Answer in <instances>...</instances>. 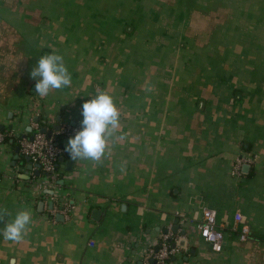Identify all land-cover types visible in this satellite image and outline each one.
Here are the masks:
<instances>
[{
	"label": "crops",
	"instance_id": "0c3cea01",
	"mask_svg": "<svg viewBox=\"0 0 264 264\" xmlns=\"http://www.w3.org/2000/svg\"><path fill=\"white\" fill-rule=\"evenodd\" d=\"M50 52L72 82L42 97L29 72ZM100 91L120 113L100 160L28 170L18 139L63 149ZM0 135V229L32 217L0 235V264H142L167 232L166 264H264V0H0ZM206 209L220 253L196 229Z\"/></svg>",
	"mask_w": 264,
	"mask_h": 264
},
{
	"label": "clouds",
	"instance_id": "9594fccd",
	"mask_svg": "<svg viewBox=\"0 0 264 264\" xmlns=\"http://www.w3.org/2000/svg\"><path fill=\"white\" fill-rule=\"evenodd\" d=\"M34 81V92L47 96L53 89H62L71 84L72 78L62 55L50 52L40 56L29 72ZM78 127L66 139L63 151L70 159L99 161L105 154L108 138L119 126L120 113L113 97L105 91L82 102ZM121 139L123 137H120ZM32 217L29 211L21 210L6 222L0 235L9 241H20Z\"/></svg>",
	"mask_w": 264,
	"mask_h": 264
},
{
	"label": "built area",
	"instance_id": "2783aa9c",
	"mask_svg": "<svg viewBox=\"0 0 264 264\" xmlns=\"http://www.w3.org/2000/svg\"><path fill=\"white\" fill-rule=\"evenodd\" d=\"M75 130L68 134L71 136ZM3 143V137L0 135V145ZM18 148L22 156L28 157L29 160L38 165L39 170L46 178H51L54 175L58 160L63 156L64 151L57 145L56 137L46 136L35 132L30 139H18ZM248 160L238 159L235 162L233 174L238 176L241 166L248 163ZM44 184H47L44 182ZM67 209L64 210V213ZM236 223H241L242 217L240 214L234 216ZM201 240L207 244L210 250L214 253H220L224 246V236L216 221V212L211 209H206L202 213L201 222L196 226ZM248 235V228L242 227L238 238L240 242H244ZM173 236L170 232L161 235L156 248L150 249L144 256L142 264H166L176 254L178 250L172 247L171 241Z\"/></svg>",
	"mask_w": 264,
	"mask_h": 264
},
{
	"label": "water",
	"instance_id": "95a60500",
	"mask_svg": "<svg viewBox=\"0 0 264 264\" xmlns=\"http://www.w3.org/2000/svg\"><path fill=\"white\" fill-rule=\"evenodd\" d=\"M34 121H36V120H34ZM41 133H45V130L44 129H42L41 131H40ZM15 152L17 153L18 152V149H16L15 150ZM24 162L26 163V166H27V169L28 170H31L32 169V163L30 162V160H29V158L28 157H24ZM63 162V159H59L58 160V163H62ZM36 168H37V170H38V165H34ZM66 166H69V163H67L66 162ZM69 169V168H68ZM67 169V170H68ZM248 169H249V166L248 165H243L242 166V172L244 173V174H246L247 173V171H248ZM37 174H38V171L36 172ZM49 194H51L50 192H49ZM52 209V203H49V211ZM175 230V228L173 229V231ZM182 244V243H181ZM173 246V245H172Z\"/></svg>",
	"mask_w": 264,
	"mask_h": 264
}]
</instances>
